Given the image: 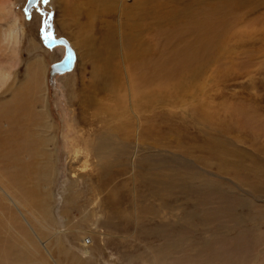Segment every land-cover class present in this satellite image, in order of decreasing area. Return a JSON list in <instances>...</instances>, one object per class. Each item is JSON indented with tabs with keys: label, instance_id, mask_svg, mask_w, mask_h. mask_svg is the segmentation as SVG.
<instances>
[{
	"label": "rangeland",
	"instance_id": "374dc122",
	"mask_svg": "<svg viewBox=\"0 0 264 264\" xmlns=\"http://www.w3.org/2000/svg\"><path fill=\"white\" fill-rule=\"evenodd\" d=\"M28 67L0 264H264V0H0L5 85Z\"/></svg>",
	"mask_w": 264,
	"mask_h": 264
},
{
	"label": "bare ground",
	"instance_id": "6f19581e",
	"mask_svg": "<svg viewBox=\"0 0 264 264\" xmlns=\"http://www.w3.org/2000/svg\"><path fill=\"white\" fill-rule=\"evenodd\" d=\"M100 1V0H99ZM12 29V28H11ZM133 31V30H132ZM11 32H14L13 29L11 30ZM16 33V32H15ZM5 35V34H4ZM9 35V34H8ZM12 37V36H11ZM4 38V36H3ZM8 38V37H7ZM108 38V37H107ZM131 39V38H130ZM4 40V39H3ZM5 40H7L5 38ZM11 42V41H10ZM135 42V41H134ZM130 43V42H129ZM109 44V42H108ZM111 47V45L109 44V48ZM14 49V48H13ZM106 50V49H105ZM109 50V49H108ZM135 51V48L133 49ZM107 53V52H106ZM111 53V52H110ZM6 54V53H5ZM16 54V53H15ZM108 54V53H107ZM112 54V53H111ZM106 56V55H105ZM112 57V56H111ZM115 58V57H114ZM104 59V58H103ZM8 60V59H7ZM15 61V60H14ZM108 61V62H106ZM13 63V62H12ZM104 63L105 65H108V66H112V63L107 59L104 60ZM100 65V64H99ZM104 65V64H102ZM14 66V65H13ZM10 67V66H9ZM30 68V67H28ZM111 68V67H110ZM104 70V69H103ZM112 70V69H111ZM97 71V70H96ZM101 71V70H100ZM54 72V71H53ZM28 74L26 75V79L25 81L23 82L22 86L19 87L18 86H15L14 83H11L9 85H5L6 83H8L7 79H9V73H7L5 70H2L0 69V89L1 88H4V90L2 91V95H5L7 93V90H10L9 92L11 93V98L8 99V100H5L6 102H9V103H3L2 105H0V111H2L1 109H5L7 108L8 111H12L10 114H9V117L6 119V122L10 125V127L8 128H4V130L2 129L3 128V124L1 123L0 121V150L2 152V154L4 155L5 158H8L9 159V162L11 161V158H14V161L16 163V165L20 164V161L18 159V156H19V153L21 154V152H25L26 150V147H27V136L29 135L30 133V129H24L23 126H27L28 123H30V119L31 117H33V114L30 112V109L27 107L29 105V102H28V99H27V95L30 94V96H32V89L35 88V87H39V78H40V73L41 71H39L37 68L35 67H32L30 69H28ZM101 74V73H100ZM104 74L105 71H104ZM103 74V75H104ZM9 75V76H8ZM113 76V75H112ZM111 77V75H110ZM101 78V77H100ZM108 78V77H107ZM106 78V79H107ZM16 79V78H15ZM15 79L13 78L11 81L12 82H15ZM109 79V78H108ZM105 80V78H104ZM110 81V79H109ZM1 82H4V83H1ZM10 83V82H9ZM106 83V81H105ZM3 84L5 86H3ZM108 84V82L106 83ZM115 83L113 82V79L111 81V83H109L108 85L110 86H113ZM15 88H17L15 90ZM25 92L23 95H21L20 93L22 92ZM119 86H117L116 88H114L113 90V95L110 97L111 100H114L115 98H117L119 96ZM15 95L16 99H13V96ZM9 108V109H8ZM104 108H106L104 106ZM110 110V109H109ZM119 111L120 112V107L117 106L115 108V110H110L112 113H117L116 112ZM46 116V115H45ZM45 116H42V123L41 125L43 126H47L49 128V126L47 125V121H45ZM47 118V117H46ZM22 119H25V120H22ZM22 121H25L24 123L21 122ZM49 122V121H48ZM32 124V122H31ZM35 124V123H34ZM49 124V123H48ZM51 124V123H50ZM15 125H17V127H14ZM19 125V126H18ZM40 125V126H41ZM52 126V125H50ZM28 127V126H27ZM46 127V128H47ZM50 129V128H49ZM39 139V138H38ZM52 140V139H51ZM41 142H42V139H41ZM15 152V153H14ZM1 154V153H0ZM7 162V161H6ZM12 162V161H11ZM8 164V163H7ZM11 165V164H10ZM24 165V164H22ZM15 165H12V167H14ZM25 166V165H24ZM9 172V171H8ZM9 174V173H7ZM11 175H13L11 173ZM33 234L35 235L34 231L32 230ZM36 236V235H35ZM5 242V241H4ZM60 244L57 245V250H59V246ZM16 246V245H14ZM13 245H11V248L14 247ZM10 247V246H9ZM2 249V248H1ZM24 249V248H23ZM20 250L19 253H17L15 256H14V262L12 264H17V261H18V258H25L23 257V254L27 253L25 252V250ZM64 248L61 247V250H63ZM64 252V251H63ZM1 253V252H0ZM46 254L50 257L51 253L47 250L46 251ZM30 257V256H29ZM31 259V258H30ZM22 260V259H21ZM79 261V260H78ZM3 262V261H2ZM12 261H10V259H6V262L5 264H8ZM43 264L44 261L42 260ZM36 263V262H34ZM33 263V264H34ZM3 264V263H2ZM29 264V263H28ZM40 264V263H39ZM42 264V263H41ZM76 264V263H75ZM78 264V263H77Z\"/></svg>",
	"mask_w": 264,
	"mask_h": 264
},
{
	"label": "snow or ice",
	"instance_id": "6c2138e0",
	"mask_svg": "<svg viewBox=\"0 0 264 264\" xmlns=\"http://www.w3.org/2000/svg\"><path fill=\"white\" fill-rule=\"evenodd\" d=\"M50 0H28V4L31 6V7H37L38 5H47L49 4ZM40 13V16L43 17L45 16L46 14L44 13V11L40 10L39 8L37 9ZM28 9H25V12L27 13ZM47 19H43L42 20V26H41V32L45 38V40H49L50 37H51V33L50 32H46L45 29H50L51 28V14H47ZM54 42V41H53ZM72 57L71 55H69L68 57V60L69 62L71 61Z\"/></svg>",
	"mask_w": 264,
	"mask_h": 264
},
{
	"label": "water",
	"instance_id": "95a60500",
	"mask_svg": "<svg viewBox=\"0 0 264 264\" xmlns=\"http://www.w3.org/2000/svg\"><path fill=\"white\" fill-rule=\"evenodd\" d=\"M69 55H70V51L68 50L66 57L64 58V60L61 63H59L57 65L55 71H67L70 68L71 61L69 62V60H68Z\"/></svg>",
	"mask_w": 264,
	"mask_h": 264
}]
</instances>
